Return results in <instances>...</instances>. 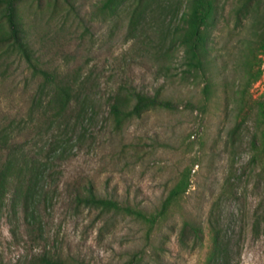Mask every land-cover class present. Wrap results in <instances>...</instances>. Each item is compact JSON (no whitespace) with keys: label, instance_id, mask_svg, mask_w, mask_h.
I'll list each match as a JSON object with an SVG mask.
<instances>
[{"label":"rangeland","instance_id":"374dc122","mask_svg":"<svg viewBox=\"0 0 264 264\" xmlns=\"http://www.w3.org/2000/svg\"><path fill=\"white\" fill-rule=\"evenodd\" d=\"M102 2L22 5L39 65L72 84L83 109L67 125L43 116L51 86L0 56V137L17 139L34 172L0 180V264L45 254L83 264H264V0H218L202 65L191 70L184 47L171 44L186 0H151L134 30V0L112 15ZM124 90L157 93L170 107L117 123L112 97ZM14 165L0 148V168ZM85 185L157 222L75 207ZM174 187L184 191L158 217Z\"/></svg>","mask_w":264,"mask_h":264},{"label":"trees","instance_id":"16d2710c","mask_svg":"<svg viewBox=\"0 0 264 264\" xmlns=\"http://www.w3.org/2000/svg\"><path fill=\"white\" fill-rule=\"evenodd\" d=\"M27 1L42 0H0V56L11 57L14 56L24 63L27 69L35 76L42 79L45 85L51 86V94L49 101L47 102L46 116L48 122L51 124H57L58 126L67 125L68 117L72 113L81 115L82 108L76 110L77 95L72 84L61 80L54 73L49 72L46 69L41 68L39 60L33 48L30 45L28 39V32L25 25V18L23 17L22 5ZM69 5L72 4V0H64ZM127 0H103L101 9L107 14H114L120 6H122ZM151 0H134L132 8L129 12V28L134 30L138 25L141 17ZM218 0H186L185 12L182 16L183 29H179L176 26L171 34H175L176 38L171 44L179 42L184 47L186 65L188 69H198L201 67V57L206 50L207 36L205 32V26L212 20L215 15ZM246 4V3H245ZM244 4V5H245ZM156 33V32H155ZM156 34H162L158 32ZM264 46V45H263ZM252 75V74H251ZM253 76L255 81L257 76ZM44 85V86H45ZM245 90V86L241 90ZM111 113L117 123H121L122 119L126 115L141 116L151 108H169L170 103L164 100L159 94H149L136 91H121L116 93L112 97ZM264 113V105L261 104ZM76 110V111H75ZM0 148L7 150L9 159H14L16 162H20V166L14 165V168L10 167L5 170L7 166L0 168V180H4L6 175L11 172H15L17 178H20L22 173L27 169V175L31 178L34 175L33 164H29L25 161L26 157L23 154V147L18 145L17 139L13 137L7 138V136L0 137ZM263 161H264V147H263ZM16 156V157H15ZM29 191V187H27ZM182 190L179 187L172 188L167 196L162 200L158 217L165 215L170 206L181 195ZM27 192L24 198L27 199ZM32 197V196H31ZM72 202L75 207H86L104 210L124 211L129 215H136L141 219L154 225L157 222V217L146 218V216L128 206H121L118 200L113 198L99 195L92 185H85L81 190H77L72 197ZM26 209V208H25ZM30 219L33 223L36 222V217L32 212ZM193 233H197L199 230L196 227L192 228ZM213 255L219 253L220 245L218 243L217 235L213 237ZM36 264H83L77 262H66L60 257H53L49 255H43L39 258Z\"/></svg>","mask_w":264,"mask_h":264}]
</instances>
